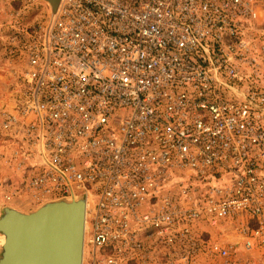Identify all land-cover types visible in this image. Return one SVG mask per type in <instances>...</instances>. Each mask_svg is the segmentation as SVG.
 Wrapping results in <instances>:
<instances>
[{"label":"built area","instance_id":"built-area-1","mask_svg":"<svg viewBox=\"0 0 264 264\" xmlns=\"http://www.w3.org/2000/svg\"><path fill=\"white\" fill-rule=\"evenodd\" d=\"M5 54L3 200L83 197L86 264H264V0H59Z\"/></svg>","mask_w":264,"mask_h":264},{"label":"water","instance_id":"water-1","mask_svg":"<svg viewBox=\"0 0 264 264\" xmlns=\"http://www.w3.org/2000/svg\"><path fill=\"white\" fill-rule=\"evenodd\" d=\"M54 11L59 0H46ZM85 199L48 201L25 213L0 212V264H83Z\"/></svg>","mask_w":264,"mask_h":264},{"label":"rangeland","instance_id":"rangeland-1","mask_svg":"<svg viewBox=\"0 0 264 264\" xmlns=\"http://www.w3.org/2000/svg\"><path fill=\"white\" fill-rule=\"evenodd\" d=\"M51 11V5L46 0H0V108L7 106L14 91V79L11 71L15 68V64L9 62L5 54L6 39L11 32V26L14 20L18 19L23 24L32 23L45 17ZM12 177L11 171H7L0 164V212L3 207L9 206L7 204H13L19 208L18 210L25 213L35 210L38 206H33L29 202L21 199H14L12 201L3 200L1 183ZM1 243L2 235L0 234V252ZM251 255L250 258L257 257L256 252L251 253ZM239 256L246 258L248 255L240 253ZM83 264H86V260Z\"/></svg>","mask_w":264,"mask_h":264},{"label":"bare ground","instance_id":"bare-ground-1","mask_svg":"<svg viewBox=\"0 0 264 264\" xmlns=\"http://www.w3.org/2000/svg\"><path fill=\"white\" fill-rule=\"evenodd\" d=\"M2 235V243L1 244H3V242H4V235L3 234H1ZM84 239H85V233H84ZM84 239H83V242H84ZM84 249V248H83ZM84 251V250H83Z\"/></svg>","mask_w":264,"mask_h":264},{"label":"crops","instance_id":"crops-1","mask_svg":"<svg viewBox=\"0 0 264 264\" xmlns=\"http://www.w3.org/2000/svg\"><path fill=\"white\" fill-rule=\"evenodd\" d=\"M7 205H9V206H11V207H14V208H17V207L14 206L13 204H7ZM17 209H19V208H17Z\"/></svg>","mask_w":264,"mask_h":264}]
</instances>
